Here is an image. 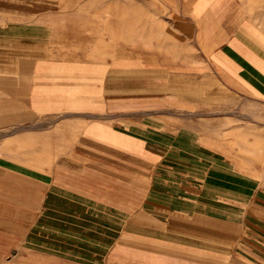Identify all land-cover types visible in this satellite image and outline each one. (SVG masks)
Segmentation results:
<instances>
[{
  "label": "crops",
  "instance_id": "crops-1",
  "mask_svg": "<svg viewBox=\"0 0 264 264\" xmlns=\"http://www.w3.org/2000/svg\"><path fill=\"white\" fill-rule=\"evenodd\" d=\"M12 128L0 264H264V0H0Z\"/></svg>",
  "mask_w": 264,
  "mask_h": 264
},
{
  "label": "rangeland",
  "instance_id": "rangeland-1",
  "mask_svg": "<svg viewBox=\"0 0 264 264\" xmlns=\"http://www.w3.org/2000/svg\"><path fill=\"white\" fill-rule=\"evenodd\" d=\"M139 0H137V2H138ZM140 1H143V0H140ZM153 10H154V8H153ZM137 13H140V12H137ZM22 128H24V127H22ZM16 131V129L15 128H12V129H7V130H2V131H0V139L2 138V137H4L7 133H13V132H15Z\"/></svg>",
  "mask_w": 264,
  "mask_h": 264
}]
</instances>
